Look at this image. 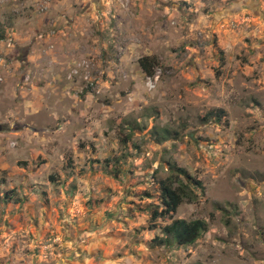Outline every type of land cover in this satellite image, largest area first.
I'll list each match as a JSON object with an SVG mask.
<instances>
[{
	"label": "rangeland",
	"instance_id": "374dc122",
	"mask_svg": "<svg viewBox=\"0 0 264 264\" xmlns=\"http://www.w3.org/2000/svg\"><path fill=\"white\" fill-rule=\"evenodd\" d=\"M0 26V264H264V0H0ZM165 178L191 245L148 227Z\"/></svg>",
	"mask_w": 264,
	"mask_h": 264
},
{
	"label": "trees",
	"instance_id": "16d2710c",
	"mask_svg": "<svg viewBox=\"0 0 264 264\" xmlns=\"http://www.w3.org/2000/svg\"><path fill=\"white\" fill-rule=\"evenodd\" d=\"M3 29L0 26V38L3 37ZM137 63L142 72L147 76H152L155 72L157 65L156 57L144 55L138 58ZM212 114H216L217 119L225 115L223 109H216L215 111H209L204 118L207 120ZM175 134V133H174ZM188 179V183L198 186L199 181L193 179L184 169H178ZM178 174V175H179ZM159 200L162 204V208L155 207L151 211V224L148 226L150 229L156 228L155 220L163 215H168L171 218V222L161 227L162 235L154 237V241L157 245H191L193 244L204 232L207 231L208 224L204 219L196 218L192 220H186L183 218H172L176 213L178 206L182 203L186 191L182 184L173 186V182L170 179L165 178L159 181Z\"/></svg>",
	"mask_w": 264,
	"mask_h": 264
},
{
	"label": "built area",
	"instance_id": "2783aa9c",
	"mask_svg": "<svg viewBox=\"0 0 264 264\" xmlns=\"http://www.w3.org/2000/svg\"><path fill=\"white\" fill-rule=\"evenodd\" d=\"M8 3H12L14 5L20 4L21 7H27L30 5L36 12H44L48 9L50 5V0H4ZM74 73H77L78 71L75 69L73 70ZM87 78V76H85ZM93 85V82H89V86L91 87Z\"/></svg>",
	"mask_w": 264,
	"mask_h": 264
},
{
	"label": "crops",
	"instance_id": "0c3cea01",
	"mask_svg": "<svg viewBox=\"0 0 264 264\" xmlns=\"http://www.w3.org/2000/svg\"><path fill=\"white\" fill-rule=\"evenodd\" d=\"M39 55H40V52H39ZM38 54L36 55V57L37 56H39ZM27 56H30V53L28 52V54H27ZM40 58H41V56H39ZM36 60H38L37 58H36ZM36 60H35V62H36ZM39 64L40 63H38V61L36 62V63H28L27 64V66L25 67L26 68V70H25V68L22 70V72L24 73V70L26 71V73L24 74V76L25 77H27V81H28V79L30 78V72H31V70H30V66H34V67H36V72L39 70L37 67H39ZM29 66V67H28ZM44 76H48V74L47 73H45V75ZM26 82V81H25ZM44 88V87H43ZM57 94V93H56Z\"/></svg>",
	"mask_w": 264,
	"mask_h": 264
},
{
	"label": "water",
	"instance_id": "95a60500",
	"mask_svg": "<svg viewBox=\"0 0 264 264\" xmlns=\"http://www.w3.org/2000/svg\"><path fill=\"white\" fill-rule=\"evenodd\" d=\"M240 3H242V2L240 1V2L234 3L232 9H234V8L236 9L240 5Z\"/></svg>",
	"mask_w": 264,
	"mask_h": 264
},
{
	"label": "flooded vegetation",
	"instance_id": "af4514ba",
	"mask_svg": "<svg viewBox=\"0 0 264 264\" xmlns=\"http://www.w3.org/2000/svg\"><path fill=\"white\" fill-rule=\"evenodd\" d=\"M244 3H245L244 5H246L247 7L249 6L248 4H246V1H244ZM242 4H243V3H240V5H239L237 8H240V7L242 6ZM237 8H236V9H237ZM234 9H235V8H234ZM234 9H233V10H234Z\"/></svg>",
	"mask_w": 264,
	"mask_h": 264
}]
</instances>
